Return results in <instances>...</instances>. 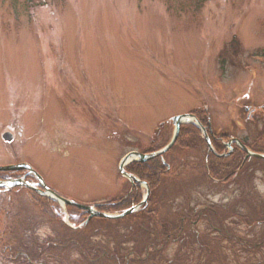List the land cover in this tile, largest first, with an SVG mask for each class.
<instances>
[{"label": "rangeland", "instance_id": "rangeland-1", "mask_svg": "<svg viewBox=\"0 0 264 264\" xmlns=\"http://www.w3.org/2000/svg\"><path fill=\"white\" fill-rule=\"evenodd\" d=\"M262 105L264 0H0V166L28 162L75 202L109 204L123 195L130 182L119 172L121 159L162 148L173 136L175 115L193 112L249 143L263 132V142V111H249ZM193 128L181 134L193 148L175 164L181 170L192 162L183 166L190 182L181 185L191 199L187 204L181 187L159 194L162 201L180 195L159 218L173 226L186 204L195 217L215 208L227 213V238L205 214L190 218L199 240L188 243L154 234L158 218L88 225L78 207L24 186L0 188V236L15 253L42 245L46 254H34L31 264H73L79 254L72 247L94 243L127 258L128 251L149 253L148 264H179L185 254L186 264H264V160H249L237 176L214 183L203 163L210 146ZM6 132L12 142L3 140ZM179 148L166 159L179 160ZM216 173H223L219 164ZM139 187L143 196L145 185ZM66 226L90 230L73 241ZM11 260L8 250L0 251V264Z\"/></svg>", "mask_w": 264, "mask_h": 264}, {"label": "trees", "instance_id": "trees-1", "mask_svg": "<svg viewBox=\"0 0 264 264\" xmlns=\"http://www.w3.org/2000/svg\"><path fill=\"white\" fill-rule=\"evenodd\" d=\"M201 122L203 124L207 123V120L205 118H201ZM195 130V128H193V125L191 124H187L181 127L176 145H174V147H180L179 150L177 149L178 153L181 154L179 157V160H170V159H166V154L169 153L166 152L164 154V160L166 161L167 164L163 163L159 157L154 158L152 160L146 161V162H132L127 166V171L129 173L134 174L136 177L139 178V180L141 182H145L149 188H150V192H149V196L146 200L145 203H143L140 208L138 209V211L126 215L125 217L121 218L122 219H129L131 220L133 223H131V225H139V220L141 219H159L155 221V228H154V234H156L157 236H159V238L161 237V233L162 236L161 238L164 237H168L170 235H174V236H179L181 237V239L184 237V239L187 240L186 243H188L190 241V237L191 238H196L199 240V236L195 233L194 230H192L191 228V224H193V222L191 223L190 218H193V216L195 217V210H190L189 205H187L191 199V197H189V191L188 188L186 189V186L181 187L182 182L186 181L190 182V174L188 175H184V171H183V166H189L192 165V162H184L182 169L178 170V167L175 166V164H177L178 162H180L181 159L184 158V156H186L188 154V150L192 149L193 147H191V145L193 144V142L191 141H187V140H182L183 137H181V134H186L188 135V133L190 132V130ZM179 142V143H178ZM162 146V145H161ZM158 148V147H157ZM156 148V149H157ZM156 149H151V150H156ZM150 150V151H151ZM149 151V150H148ZM147 152V151H146ZM200 153V151H199ZM170 156V155H169ZM225 162L224 158H219L211 153H209L208 151L204 152V156H203V163H204V170L206 171V174H208L209 176H215L219 179H224L223 181H220L221 183H225V181L227 179H229L230 175H226V172L224 171V165L221 162ZM219 164L222 166L223 169V173L222 175L216 173V165ZM232 164H234L236 166V162H233ZM233 165V166H234ZM234 166V167H235ZM228 168V166H226ZM210 172L211 175H210ZM15 176L14 172H0V179L3 178H8V177H13ZM212 179V178H211ZM189 186V185H188ZM183 189L181 191H184V196H186V205L184 206V215H177V217L179 218V224L177 225H173L170 226L169 224H165L163 222V219L161 220L159 218V215L161 214V211L165 212V205L166 203H168L171 206V203H169L170 201H174L175 197H178L180 195H174L171 198L165 199L164 201L159 199V194L164 193L166 191L169 192H176L179 191V189ZM142 199V194H141V190L138 184H134L133 186H129L128 190L121 196H119L118 198L114 199L111 201V203L106 204V205H101L98 207L99 210L101 211H105V212H110V213H120L128 208H130L133 205H137L139 204V202ZM162 201V202H161ZM161 202V203H160ZM211 210V211H210ZM170 214V210L166 211ZM230 212V211H229ZM207 215L208 218H210V223L211 225L214 226V228L217 230L218 234H222L224 238H227L228 236V230H229V226L226 224L224 216L227 213H221V210H216L215 208L212 209H208L207 207L201 209L200 214L198 215V219L202 218V215ZM56 219H62L60 218V216H57ZM103 220L106 218H92L89 220V223H91V220ZM212 219L216 220L215 223L212 221ZM107 220V219H106ZM109 220H115L116 222L119 219H109ZM137 220V221H136ZM259 224H261L263 221H259ZM247 223V221H246ZM169 226V227H166ZM195 225V224H194ZM85 228V227H84ZM66 229L69 231L70 233V238L74 240H76L79 236L82 235V232L85 231H89L90 227H86L85 229H70L66 226ZM5 233V231H4ZM186 233V234H185ZM185 234V235H184ZM264 236V235H263ZM229 240H232V238H228ZM6 240H3V236H0V251L3 252V250H8V252L10 253V257H11V263H17V262H21V264H31L32 262V256L34 254H38L37 258L41 259V256H43L44 254H46V249L43 248L42 245H40L38 249L36 248H29L26 245H24V247L20 248V251L18 252V250H16V253L13 252L12 250L9 249L8 245L5 242ZM163 240H159L157 241L158 243H161ZM183 241V239H182ZM262 241V239H261ZM118 241H114V244L116 245ZM243 243L245 245V247L251 248L249 246V244L251 243H247L246 241L243 240ZM160 246V245H158ZM158 246H153V249H157L154 250L155 252H159ZM261 248H264V241H262L261 243ZM203 247V246H202ZM73 249L71 251H74V253H78V257L74 259L73 264H148L151 257L149 256L150 254L147 253V255L142 256L141 254H138L137 252L133 251H128V258L127 255L125 256L124 254H122L120 252V250L118 248H109V247H104L103 249H101L97 243L91 244V246H86V247H81L80 245H74V247H72ZM206 252V257L212 258L211 262L216 259L215 258V252L213 253V251L211 250L212 247H210L209 245L205 246L203 248ZM162 250V249H161ZM212 252H211V251ZM86 251V252H85ZM193 252V251H192ZM132 258H129V255H133ZM39 256V257H38ZM17 257V261H14L13 259ZM183 260L180 261V259H177L179 264H186L188 261V255L185 254L183 255ZM23 259V261H20V259ZM103 260V263H100V260ZM155 263V261H153ZM182 262V263H181ZM207 264V263H206Z\"/></svg>", "mask_w": 264, "mask_h": 264}, {"label": "water", "instance_id": "water-1", "mask_svg": "<svg viewBox=\"0 0 264 264\" xmlns=\"http://www.w3.org/2000/svg\"><path fill=\"white\" fill-rule=\"evenodd\" d=\"M172 122L174 124L175 129H174L173 137H172L171 141L169 142V144L166 147H164L163 149H161L157 152L149 153V154H143V153H139V152H135V151L128 153L121 160V163L119 165V171H120L121 175H123L125 178H127L131 183H133L134 181H139L133 174H130L125 170V166L127 164H129L132 161L145 162V161L150 160L156 156L162 155L166 150H168L175 143L177 136H178V133H179L180 125L182 123H193V124L200 126L198 124V122L195 121V118L192 114H183V115L175 116L172 119ZM203 131H204L205 139L209 144L207 134H206L204 129H203ZM2 138L5 142H11L13 140V135L9 132H6L2 135ZM248 155L249 156L255 155L257 157L264 158V155H261V154H253V153L248 152ZM23 169H28L30 173L35 174L37 176V178L41 180V177L38 174H36L33 171V169L31 168V166H29L28 164L22 163V164H16V165L0 166V171H19V170H23ZM14 185H21V186H24L27 188L34 189L36 191H41L37 188L32 187L29 183L25 182L24 177L18 178V179H11L9 181H4V180L0 181V186H4L6 188L14 186ZM42 186L45 188L44 191H41L42 194H44V195H46V196H48L54 200L61 201L66 205H74V206H76L82 210H85L88 213V217H87V220L85 221V223L89 219H91L92 217L110 218V219L122 218L125 215H128V214L135 212L138 208V206H133V207L123 211L120 214H111V213L100 212L97 209H95V206H86V205H81V204H78L76 202L70 201L68 199H65L63 197H60V196L50 192L47 189V187H45L44 185H42ZM146 189H147L146 195L139 205H141L146 200V198L148 196L149 188L147 187V185H146Z\"/></svg>", "mask_w": 264, "mask_h": 264}, {"label": "flooded vegetation", "instance_id": "flooded-vegetation-1", "mask_svg": "<svg viewBox=\"0 0 264 264\" xmlns=\"http://www.w3.org/2000/svg\"><path fill=\"white\" fill-rule=\"evenodd\" d=\"M262 106L263 107H260V109L257 107L256 108L254 107L252 109L250 108L249 111L254 110L252 111V115L254 113H259V111H263L261 112V114L264 115V105ZM244 109L248 110L249 107L245 106ZM207 128H208V135L210 138V142L214 146L217 154H221L224 156L223 158L225 159V163H226V165L224 166L225 169L224 171L226 172V175L231 176L232 174H234L235 176H237L238 171L243 167V165L247 161L254 159V157L248 155L249 150H251L252 153H260V154L264 153V147H263L264 141L260 142V140L263 139L262 136L263 132H261V135L257 136L255 141L253 140V142L249 143L247 142V140L243 138L233 135H227L226 132L221 133L220 130L213 129L210 124ZM218 149H220L221 151H218ZM233 162H236V170L234 171V173L231 171L230 166L228 165ZM226 166H228V168ZM211 173L212 172H210V175ZM21 174L23 175L25 174V172L23 171L21 172ZM211 178L214 181V183H221L220 181L224 180V179H219L212 175ZM260 243H262V241Z\"/></svg>", "mask_w": 264, "mask_h": 264}]
</instances>
